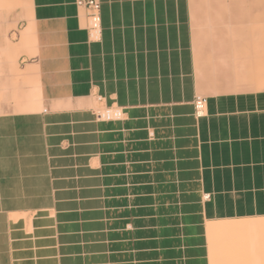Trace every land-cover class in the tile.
Listing matches in <instances>:
<instances>
[{"label": "crops", "instance_id": "1", "mask_svg": "<svg viewBox=\"0 0 264 264\" xmlns=\"http://www.w3.org/2000/svg\"><path fill=\"white\" fill-rule=\"evenodd\" d=\"M97 1L93 37L78 0H0V200L25 201L0 264H210L211 223L264 219V0Z\"/></svg>", "mask_w": 264, "mask_h": 264}, {"label": "rangeland", "instance_id": "2", "mask_svg": "<svg viewBox=\"0 0 264 264\" xmlns=\"http://www.w3.org/2000/svg\"><path fill=\"white\" fill-rule=\"evenodd\" d=\"M95 103L99 104L95 99ZM98 106V105H97ZM97 109H100V105ZM115 109V108H114ZM106 109H100L99 111L103 113ZM25 201L22 200H0V209L2 208H15L23 207ZM16 219V216H12ZM252 221H264V219H248ZM247 220V221H248ZM242 221V220H238ZM208 226V225H207ZM247 236L243 238L239 246L233 247L232 253L226 255L224 253L225 245L228 243L224 235H216L214 237L217 248L219 249V264H264V230L253 231L246 233ZM208 240V237H207ZM208 240L209 249V260L212 264L210 256V245Z\"/></svg>", "mask_w": 264, "mask_h": 264}, {"label": "bare ground", "instance_id": "3", "mask_svg": "<svg viewBox=\"0 0 264 264\" xmlns=\"http://www.w3.org/2000/svg\"><path fill=\"white\" fill-rule=\"evenodd\" d=\"M259 230H264V221L242 220L211 223L208 228V237L212 264H219V249L214 239L216 235L227 236L226 241L228 243L225 245L224 253L229 255L234 252L233 247L239 246L243 238L247 236L246 233Z\"/></svg>", "mask_w": 264, "mask_h": 264}, {"label": "built area", "instance_id": "4", "mask_svg": "<svg viewBox=\"0 0 264 264\" xmlns=\"http://www.w3.org/2000/svg\"><path fill=\"white\" fill-rule=\"evenodd\" d=\"M77 5L87 10V29L91 36L96 37L100 32V3L97 0H78ZM195 115L197 118L205 114V99L197 97L194 101ZM105 121L118 120L121 118V111L117 108H107L99 115Z\"/></svg>", "mask_w": 264, "mask_h": 264}]
</instances>
